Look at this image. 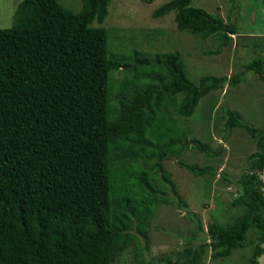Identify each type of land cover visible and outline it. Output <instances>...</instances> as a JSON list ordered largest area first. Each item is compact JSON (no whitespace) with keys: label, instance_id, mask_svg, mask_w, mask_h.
<instances>
[{"label":"trees","instance_id":"obj_1","mask_svg":"<svg viewBox=\"0 0 264 264\" xmlns=\"http://www.w3.org/2000/svg\"><path fill=\"white\" fill-rule=\"evenodd\" d=\"M81 1L76 11L59 0H22L13 24L0 28V264H115L129 246L139 249L141 237L149 248L160 205L186 211L204 231L163 161L191 147L208 156L215 150L188 137L179 119L194 117L204 97L236 86L247 71L264 82V41L241 35L237 24L193 0H169L152 15L173 12L180 31L214 38L217 53L236 35L257 52L244 71L195 81L177 50L154 58L135 50L134 63L112 49L117 29L102 25L112 0ZM119 69L125 75L115 82ZM225 128L257 138L232 200L245 206L243 214L233 223H209L183 258L150 264H206L209 253L225 258L247 247H254L250 264H261L264 124L227 107ZM179 165L195 176L216 174L210 166Z\"/></svg>","mask_w":264,"mask_h":264},{"label":"rangeland","instance_id":"obj_2","mask_svg":"<svg viewBox=\"0 0 264 264\" xmlns=\"http://www.w3.org/2000/svg\"><path fill=\"white\" fill-rule=\"evenodd\" d=\"M21 1L0 0V28L13 24ZM59 1L76 11L81 9V0ZM167 1L112 0L109 16L102 23L117 29L111 39L112 49L128 54V59L134 63L132 52L135 50L146 53L149 58L177 50L187 63L189 77L195 81L204 74L231 76L239 73L256 57L257 52L242 45L236 35L217 53L218 44L214 38L202 39L180 31L173 12L154 18V9ZM192 4L234 22L241 35H253L260 43L264 41V0H193ZM124 75L122 69L113 71V80L116 82ZM243 77L236 86L226 83L223 89L210 92L202 99L194 117L179 119V126L187 130L188 137L209 143L215 155L208 156L191 147L180 156L163 161L189 208L201 220L204 231L196 230L186 211L173 205H160L148 228L149 248H145V239L141 237L139 249L134 244L129 246L118 254L115 264H150L165 256L183 258L188 247L201 244L209 223H233L243 214L245 206H233L232 200L238 191L237 181L248 169L249 157L258 150L257 138L241 128L226 130L225 108L238 110L256 127L264 124V82L252 71H247ZM170 125L168 121L166 127ZM179 161L210 166L216 174L195 176L181 167ZM261 175L264 179V172ZM253 249L238 248L230 256L218 259H211L209 253L206 264H250Z\"/></svg>","mask_w":264,"mask_h":264}]
</instances>
